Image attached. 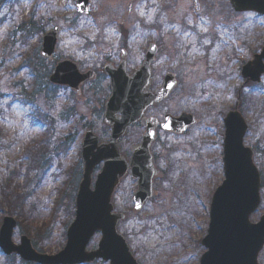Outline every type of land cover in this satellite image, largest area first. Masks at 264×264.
Segmentation results:
<instances>
[{
  "label": "rangeland",
  "instance_id": "rangeland-1",
  "mask_svg": "<svg viewBox=\"0 0 264 264\" xmlns=\"http://www.w3.org/2000/svg\"><path fill=\"white\" fill-rule=\"evenodd\" d=\"M76 1L0 0V224L5 215L16 220L15 244L26 235L38 252L51 255L62 249L74 217L83 135L88 129L99 141L110 135L101 111L109 92L104 76L83 85L79 95L51 84L48 76L55 61L63 59L74 61L80 71L100 74L105 62L117 65L122 48L127 50V70L132 71L139 67L147 44L154 42L158 51L151 88L159 86L167 73L177 84L147 114L161 120L166 113L187 112L196 123L182 134L158 129L151 152L162 174L154 180V195L140 212H133L136 183L126 176L113 195L115 211L127 215L117 229L140 264H198L210 196L224 178L222 119L234 106L241 107L244 94L251 98V107L244 116L249 129L243 143L253 149L261 171V201L250 220L255 222L264 213V74L258 85L243 84L240 75L241 66L264 43V17L234 12L228 0H89L87 15L76 13ZM31 20L41 27L36 33L19 28ZM54 27L59 34L49 62L39 49L42 35ZM141 134L137 125L130 127L119 140L121 153L128 157L130 144L139 143ZM48 148L57 157L27 197L24 211H11L7 207V199L14 198L11 191L6 189V197L1 194L6 177L11 171L12 178L18 177L12 191L21 200L31 184L26 180H36L41 171L35 170V154ZM29 201L36 203L30 214ZM99 238L95 234L86 249H95ZM259 262L264 264V248ZM0 264L36 263L0 250Z\"/></svg>",
  "mask_w": 264,
  "mask_h": 264
},
{
  "label": "water",
  "instance_id": "water-1",
  "mask_svg": "<svg viewBox=\"0 0 264 264\" xmlns=\"http://www.w3.org/2000/svg\"><path fill=\"white\" fill-rule=\"evenodd\" d=\"M235 12L253 11L264 15V0H228ZM88 0H77L76 10L88 13ZM56 27L42 37L40 54L52 60L57 34ZM156 47L149 45L146 58L139 70L127 75L124 61L114 69L104 66L110 77V96L105 102L104 122L111 127L107 143L97 145V138L87 131L82 142V178L75 196V216L66 230V243L56 254L47 255L35 251L27 236L20 237L19 244L12 242L15 220L5 216L0 226V250L5 255L16 254L26 262L37 264H82L101 259L109 264H138L125 238L116 226L125 218L113 212L112 194L120 179L126 174L127 163L119 153L118 139L129 125L140 120L146 108L167 97L176 85L172 74H166L161 87L154 93L146 91L150 78V64ZM264 45L253 55L241 70L245 81L258 82L264 72ZM94 76L89 70L80 73L70 60L56 63L49 80L53 84L67 85L79 92V86ZM117 113L120 115L117 116ZM195 122L191 114L179 117L164 116L162 129L180 133ZM223 171L224 180L212 194L209 207V223L201 244L206 251L200 256L199 264H259L258 254L264 246V214L252 223L250 215L256 210L260 197V180L252 162V151L244 147L243 137L247 125L237 111H229L223 119ZM145 131L142 141L131 147L129 162L131 176L137 180L133 192L134 209L140 210L153 194L152 179L157 175L149 152L158 122L155 118H142ZM103 162L93 188L91 176L95 167ZM95 232H100L97 248L87 251L86 246Z\"/></svg>",
  "mask_w": 264,
  "mask_h": 264
},
{
  "label": "trees",
  "instance_id": "trees-1",
  "mask_svg": "<svg viewBox=\"0 0 264 264\" xmlns=\"http://www.w3.org/2000/svg\"><path fill=\"white\" fill-rule=\"evenodd\" d=\"M23 26V29H25V33H36L38 30H40L41 29V27H40V25H36V23L34 22V21H29V22H26V23H24V24H22L21 26H19V28H21ZM37 30V31H36ZM25 43H26V41H25ZM244 96H245V94H244ZM244 96H241V99H243V101L245 100V97ZM242 106H243V103H242V105H241V108H242ZM49 150L48 151H46V149H45V151H43V152H38L37 154H35V156H34V158H35V164H34V166H35V170H37L38 171V169L39 170H41L38 174H36L35 176H34V179H35V177L37 176V179L36 180H33V179H27L26 181H27V183H31V184H29V186H28V191L27 190H25V192L23 193V196H22V198H21V200H19L20 199V197L19 196H17L16 194H15V192L14 191H12V190H16V187H17V184H16V182H17V180H18V177H14V178H12V175H13V172L11 171L9 174H8V176L6 177V179H7V182L5 181V183H4V185L3 186H1V188H3L2 189V191H1V194H2V196H4V197H6V189H8V191L10 190L11 192H8V193H10V195H13V200H9V199H7V207L8 208H10L11 209V211H19V212H23L24 211V207H25V205H26V199H27V197H29V195H31V194H33V191L36 189V187L37 186H39V184H40V182L42 181V179H43V177H44V175H45V172L49 169V167H50V165L52 164V162H53V158H54V156H51L49 153ZM56 157V156H55ZM33 158V159H34ZM61 171V173H65L64 172V169H61L60 170ZM71 171H72V168H71ZM34 172V171H33ZM31 177V176H30ZM24 179H25V174H24ZM33 182V183H32ZM70 181H69V179L67 180V184L69 183ZM30 185H31V187H30ZM69 185V184H68ZM67 185V186H68ZM72 191V190H71ZM13 193V194H12ZM62 193H64L65 194V191L64 190H62L61 191V194ZM9 196V195H8ZM69 196V198H70V195H68ZM72 198V197H71ZM19 200V202H16V201H18ZM60 203V202H59ZM17 204H18V206L20 207V210H19V207H17ZM30 205V212H29V214L31 213V211L33 210V209H35L36 207H35V204H29ZM59 206V204H57V207ZM33 208V209H32ZM36 234H38V233H36ZM45 235H46V233H45ZM47 240H48V234H47V238H46ZM35 246V245H34Z\"/></svg>",
  "mask_w": 264,
  "mask_h": 264
},
{
  "label": "flooded vegetation",
  "instance_id": "flooded-vegetation-1",
  "mask_svg": "<svg viewBox=\"0 0 264 264\" xmlns=\"http://www.w3.org/2000/svg\"><path fill=\"white\" fill-rule=\"evenodd\" d=\"M125 55H126V53H125ZM103 74L102 73H100V74H98L97 73V71H95V77L94 78H96V77H100V76H102ZM105 78H106V80H108V78L105 76ZM89 83V81L88 82H85V83H83L82 84V86L83 85H87ZM156 142V141H155ZM152 155H153V160H155V157H156V155L154 154V153H152ZM154 162V161H153ZM160 173L162 174V172L160 171Z\"/></svg>",
  "mask_w": 264,
  "mask_h": 264
},
{
  "label": "bare ground",
  "instance_id": "bare-ground-1",
  "mask_svg": "<svg viewBox=\"0 0 264 264\" xmlns=\"http://www.w3.org/2000/svg\"><path fill=\"white\" fill-rule=\"evenodd\" d=\"M101 163V162H100ZM80 164H83V161H82V159L80 160ZM99 165V164H98Z\"/></svg>",
  "mask_w": 264,
  "mask_h": 264
}]
</instances>
